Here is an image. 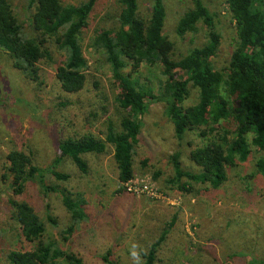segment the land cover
I'll return each mask as SVG.
<instances>
[{
  "label": "rangeland",
  "instance_id": "1",
  "mask_svg": "<svg viewBox=\"0 0 264 264\" xmlns=\"http://www.w3.org/2000/svg\"><path fill=\"white\" fill-rule=\"evenodd\" d=\"M6 1L21 25L23 37L42 40L48 58L36 62L34 79L14 67L11 57L0 50V264H8L10 250H30L36 242L22 238L9 202L28 204L44 223L42 242L54 239L56 247L74 253L82 264H132L128 256L130 243H138L146 252L163 228L166 235L155 252L154 264H264V174L255 171V162L264 156V150L249 144L246 160L226 166V179L217 188L188 182L184 177L179 183L187 181V191L169 184L167 180L175 171L171 155L177 153L181 169L197 172L199 167L191 160L190 152L216 138V133L199 136V130H190L181 139L174 136L165 102L157 94V86L165 79L158 64L141 63L133 75L149 83L156 98L148 100L144 112L136 118L138 133L131 151V176L149 179L156 188L154 196L121 190L109 144L102 153L81 154L86 173L79 172L67 157L54 161L58 142L67 137L90 134L103 140L108 123L115 131L121 130L120 120L127 109L119 104V86L102 51L91 45L100 30L118 28L119 0H96L78 33L87 66L83 86L76 92L62 90L55 77V69L66 55L56 40L62 30L54 36L34 30L33 7L28 8L26 0ZM81 1L59 0L62 5ZM150 3L137 0L141 18L148 17ZM202 3L215 14V28L220 35L210 64L214 70L223 71L235 46L234 22L225 0ZM163 5L161 32L172 43V59L205 43L207 28L201 22L196 24L195 32L182 36L174 33L177 19L192 6L190 0H163ZM196 100L197 90L189 83L181 104L186 107ZM215 128L220 133L222 129L230 131L231 120L220 121ZM11 150L28 154L37 167L34 178L28 179L16 194L11 191L10 180L3 176L6 154ZM52 171L67 173L68 178L56 180ZM38 174L42 184L53 186L52 190L41 188ZM63 192L83 215L62 242L61 231L70 223L61 201ZM47 216L55 223L47 222ZM106 252L109 263L101 259Z\"/></svg>",
  "mask_w": 264,
  "mask_h": 264
},
{
  "label": "trees",
  "instance_id": "2",
  "mask_svg": "<svg viewBox=\"0 0 264 264\" xmlns=\"http://www.w3.org/2000/svg\"><path fill=\"white\" fill-rule=\"evenodd\" d=\"M190 1L192 6L177 19L174 33L182 36L195 32L196 24L201 22L207 28V39L203 45L172 59V43L161 32L165 16L163 0H151L146 19L137 13V0H119L118 28L100 30L92 38L91 45L102 51L111 76L119 86V104L127 109L126 116L120 120L121 130L115 131L108 123L103 140L90 134L80 138L67 137L57 144L55 162L67 157L79 172L86 173L87 165L81 154L102 153L109 144L117 168V180L124 182L131 177V151L138 133L136 118L144 112L147 101L156 98L149 83L140 82L138 75L133 76L141 63L158 64L160 74L165 77L157 86V94L165 102L164 110L177 139L190 130H199V136L216 133V138L190 152L191 160L199 167L197 172L181 169L176 161L177 153L171 155L175 171L167 180L169 184L182 191L188 190L187 181L217 188L226 179V166L246 160L249 144L264 150V0H225L234 22L235 46L223 71L214 70L210 64L220 40L215 28V14L202 0ZM95 2L82 0L76 5H62L59 0H26L27 7H33L31 26L34 30L48 36L57 35L62 30L61 37L56 40L61 42L66 55L63 63L56 67L55 77L66 92L78 91L85 80L87 63L77 36L86 25ZM21 32V25L9 3L0 0V50L11 57L14 67L36 79L35 64L41 57L48 58V52L41 46L42 40L23 37ZM189 83L197 90V100L184 107L181 102L187 95ZM228 120H231V130L218 132L215 126ZM6 163L3 176L10 180L11 191L20 193L25 182L34 178L37 167L28 154L17 150L6 154ZM255 171L264 174V156L255 162ZM51 174L56 180L68 178L63 172L52 171ZM36 177L44 191L53 189V186L42 184L39 174ZM183 177L187 181L179 183ZM61 201L70 217V223L61 231L60 240L63 242L80 222L83 213L66 192L61 194ZM9 204L14 208L13 216L20 226L22 238L36 242L30 250H10L6 256L8 264H82L74 253L56 247L54 239L42 242L44 223L28 204ZM46 221L55 223L49 216ZM165 235L166 229L163 228L148 246L144 264H154L155 252ZM107 253L101 256L104 262L109 261Z\"/></svg>",
  "mask_w": 264,
  "mask_h": 264
},
{
  "label": "built area",
  "instance_id": "3",
  "mask_svg": "<svg viewBox=\"0 0 264 264\" xmlns=\"http://www.w3.org/2000/svg\"><path fill=\"white\" fill-rule=\"evenodd\" d=\"M121 183V190L131 195H149L154 196L156 193L155 186L147 178L131 176Z\"/></svg>",
  "mask_w": 264,
  "mask_h": 264
},
{
  "label": "clouds",
  "instance_id": "4",
  "mask_svg": "<svg viewBox=\"0 0 264 264\" xmlns=\"http://www.w3.org/2000/svg\"><path fill=\"white\" fill-rule=\"evenodd\" d=\"M145 255H146L145 250L138 243L132 242L128 246V256L131 259L132 264H144L143 257Z\"/></svg>",
  "mask_w": 264,
  "mask_h": 264
}]
</instances>
